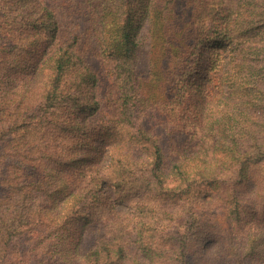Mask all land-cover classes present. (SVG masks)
Returning <instances> with one entry per match:
<instances>
[{
    "label": "trees",
    "instance_id": "16d2710c",
    "mask_svg": "<svg viewBox=\"0 0 264 264\" xmlns=\"http://www.w3.org/2000/svg\"><path fill=\"white\" fill-rule=\"evenodd\" d=\"M226 1L0 0V264H264V0L256 40Z\"/></svg>",
    "mask_w": 264,
    "mask_h": 264
},
{
    "label": "rangeland",
    "instance_id": "374dc122",
    "mask_svg": "<svg viewBox=\"0 0 264 264\" xmlns=\"http://www.w3.org/2000/svg\"><path fill=\"white\" fill-rule=\"evenodd\" d=\"M263 0H227L226 1V6H228L231 10H233V15H229L227 13H222L220 15H217V19L219 23H227L228 19H233L232 16L236 17V27L239 28L242 26V30H234L233 32L231 31L230 33H232V35H238L240 33H243L244 35L249 34L250 36H252V40H256V36L258 34H252L254 31H257V27H255L256 24H246L244 23L243 19L244 17H248L251 13H253V15H256L258 12V7L259 5L262 3ZM260 3V4H259ZM237 6H241L240 8V14H237L236 9ZM206 7V8H205ZM205 7H201L199 11H193V10H189V17H191V19H193V17H199L201 20H206V18L208 17H212L215 16V14L213 13L212 7H209V5H205ZM83 18H79V22H80V27L82 28L85 27L83 24ZM211 51H216V46L213 45V47H211ZM148 52H149V41L145 40L143 46L140 48L138 54H137V58H136V69L138 72L142 73L143 75H145L147 73L148 70ZM150 116V115H149ZM147 116L144 120L143 123L145 124V126H149L151 124H154L153 119H151V116L149 117ZM154 131L157 132L160 135V139L161 141L164 143V147H166L169 144V139L167 136V132L164 128V126H162L161 124H155L154 125ZM177 141L182 140L181 136H177L176 137ZM264 211V208L263 210ZM204 238L202 237L199 241V245L204 243Z\"/></svg>",
    "mask_w": 264,
    "mask_h": 264
}]
</instances>
